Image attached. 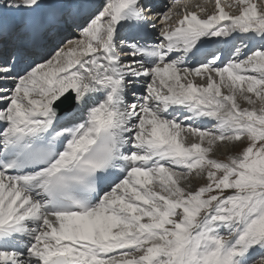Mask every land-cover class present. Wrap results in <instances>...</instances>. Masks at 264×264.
Listing matches in <instances>:
<instances>
[{"label": "snow or ice", "instance_id": "1", "mask_svg": "<svg viewBox=\"0 0 264 264\" xmlns=\"http://www.w3.org/2000/svg\"><path fill=\"white\" fill-rule=\"evenodd\" d=\"M0 264H264V0H0Z\"/></svg>", "mask_w": 264, "mask_h": 264}, {"label": "rangeland", "instance_id": "2", "mask_svg": "<svg viewBox=\"0 0 264 264\" xmlns=\"http://www.w3.org/2000/svg\"><path fill=\"white\" fill-rule=\"evenodd\" d=\"M193 1V4H196V3H200V4H204V6L205 7H207V8H210V7H213V2H214V0L212 1H209V2H204V1H197V0H192ZM162 2H163V4H167L168 2H169V0H162ZM190 5V4H189ZM223 149H221V150H219L218 152H217V157L218 158H223Z\"/></svg>", "mask_w": 264, "mask_h": 264}, {"label": "bare ground", "instance_id": "3", "mask_svg": "<svg viewBox=\"0 0 264 264\" xmlns=\"http://www.w3.org/2000/svg\"><path fill=\"white\" fill-rule=\"evenodd\" d=\"M197 1H204V2H209L211 0H197ZM213 1V0H212ZM182 3H189L190 6L193 5V1L192 0H181ZM234 2V0H222V3L224 4H232ZM163 4V3H162ZM213 5H214V2H213ZM212 7H210L209 9H211Z\"/></svg>", "mask_w": 264, "mask_h": 264}]
</instances>
